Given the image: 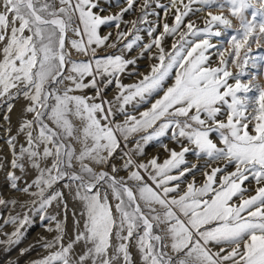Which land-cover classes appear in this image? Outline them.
<instances>
[{"label": "snow or ice", "instance_id": "snow-or-ice-1", "mask_svg": "<svg viewBox=\"0 0 264 264\" xmlns=\"http://www.w3.org/2000/svg\"><path fill=\"white\" fill-rule=\"evenodd\" d=\"M106 2L119 11L110 13L101 0H0V101L11 111V102L23 96L25 112L32 114L18 129L26 147L17 151L16 136L7 137L13 153L7 182L36 198L27 203L49 222L46 230L57 233L41 237L49 255L32 264H135L129 248L134 237L143 264H264V83L256 76L241 80L250 60L253 68L264 67V53L251 55L253 45L264 47V0H140V15L130 21L123 16L137 0ZM213 6L220 11H207L203 26L186 20ZM111 23L115 39L112 32L102 34ZM121 23L129 25L126 31ZM229 31L227 46L212 43ZM166 37L173 38L168 49ZM134 48L137 57L127 58ZM101 49L117 52L100 55ZM146 53L156 62L141 74L135 66ZM124 74L140 79L125 84ZM112 84L117 92L107 99L104 88ZM88 89L95 95L75 94ZM146 103L150 107L138 114L127 110ZM164 136L180 150L163 144L169 155L162 162L159 156L134 158ZM118 150L119 168L112 163ZM189 153L203 162H190ZM25 158L38 175L21 187L14 170L24 171ZM49 160L50 166H41ZM197 172L204 176L200 184ZM250 178L254 189L245 185ZM60 182L82 202L83 227L74 211L67 243L65 193L54 188ZM53 202L63 205V219L48 214ZM16 203L0 198V205ZM29 220L8 215L3 225L15 228L0 244L18 243Z\"/></svg>", "mask_w": 264, "mask_h": 264}, {"label": "rangeland", "instance_id": "rangeland-1", "mask_svg": "<svg viewBox=\"0 0 264 264\" xmlns=\"http://www.w3.org/2000/svg\"><path fill=\"white\" fill-rule=\"evenodd\" d=\"M161 3L167 4L169 0H160ZM139 3L140 0H137V5L135 6L133 11H130L123 16V21H130L136 19L139 15ZM101 4L105 8H109L108 3L106 0H101ZM154 8H156V11L160 13L161 16H163V12L153 5ZM193 7H200L199 5H193ZM119 11V7L115 5V3L112 4V6L109 8L110 13H116ZM207 11H213L214 13H218L220 10L216 8L215 6L211 8H206L204 12H197L194 15H190L187 19H191L196 22L197 26H203V20L202 17L206 16ZM109 12H105L103 14H109ZM150 20L156 19L154 16H149ZM164 22V21H162ZM166 22L171 24L173 22V16L170 14L166 18ZM129 25L126 23H121V30H127ZM162 30V27L161 29ZM115 24L111 23L109 25L102 27V34H106L108 32H112L113 36L112 39H115V33H116ZM233 33L231 31L225 33L221 37H214L212 38V43H218L219 41H223L225 43V46H227V41L230 38V36ZM69 37L75 38L73 34L70 32ZM141 35L145 36V40H147L146 33L142 32ZM131 37H129L130 39ZM173 42L172 37H166L164 41V46L166 49L171 47V44ZM67 43V41H66ZM119 47V46H118ZM100 55H104L105 53L108 54H114L117 52V49H101L98 50ZM139 49H133L132 52L127 53V58L137 57ZM155 51V49L153 50ZM215 50H210V52H214ZM261 53H264V47L257 49L255 45H253V52L251 53L252 56H259ZM243 55V50H242ZM73 56L82 59V56H78L75 52H73ZM217 56L212 55V61H217ZM155 60H150L148 54L146 53L143 58H137L136 63V71H138L141 74H145L150 70V65L152 63H155ZM252 61L250 60L249 65L245 69L247 75L244 77H241L242 82H246L248 79H250L252 76H256V78L264 83V67H257L253 68ZM130 68L132 66H129ZM233 72L238 71L237 68H232ZM261 75V77H259ZM106 79V78H105ZM138 79H140V76H128L127 74H124L121 76V80L125 84H131L136 82ZM230 83H234V81L230 80ZM101 85L103 86V80H101ZM117 92V88L115 84L109 85L107 88H104V95L107 99H112ZM75 94H81V95H95L94 89H88L84 90L83 92H78ZM257 93L253 91L252 93H249V95H256ZM158 98V97H155ZM13 104L12 110H8V103L0 101V198L4 199H15L17 203L15 205H0V225H3V220L8 217V215H15L18 217H23L24 215H28L30 220L28 223H26L23 228L21 229V232L23 233L22 238L20 241L14 245H5L0 244V264H32L33 261L39 260L43 258L44 256L49 255V251L44 249L41 246L40 241L41 237H46L48 239H51L53 236H55L57 233L55 232H48L46 230V226L49 224L48 221H41V215L42 213H37L33 210L34 206L30 203H27L28 201L32 199H36L35 197H30L28 194H25L20 191L11 190L8 186L7 182V172L12 170L10 168V161L13 159V153L10 150V147L7 143V137L9 135L16 136V144H17V151H19V147L21 145L27 146L26 138L23 133H19L18 129L20 128V125L23 121V119H31L32 114L26 113L25 108L29 104V101L26 100L23 96L17 97L14 101L11 102ZM148 107H150V104H142L139 108H133L132 106H128V111L132 112L133 114H138L141 111L146 110ZM115 119L117 121L122 122L124 120V116L121 114H117ZM76 125L82 126L81 122L79 120L75 121ZM11 129V132L9 133L7 130ZM33 135L35 136V131L33 132ZM212 138L219 144V140L216 138L215 134H213ZM135 143V138L130 139V142L128 144V148H133ZM187 144V141L184 142ZM163 144H167L169 148H175L177 151L180 150V146L177 145L174 141L170 139V136H164L159 138V140L152 141L149 144L145 146V155L142 157H137L133 153V156L138 161L143 160L147 161L151 159L153 156H159L160 161L162 162L163 159L168 157V152L165 151V149L162 147ZM75 147L79 149V145L75 144ZM121 149H123V144L121 145ZM186 159L189 160L192 163H202L203 161H197L196 157L192 155L191 153L186 154ZM112 163H115L116 166L119 168L121 164L120 160V150H118L116 154V158L112 161ZM25 169L22 172L20 169H15L14 171L18 176L21 177V180L18 182L20 186L22 187L25 182L31 183L36 176L38 175V172L31 167V164L27 161L25 158L24 160ZM51 161L42 162L41 166H50ZM218 166V164H213V167ZM106 171L111 172L110 167L105 168ZM234 170V166L230 165L227 168L228 172H231ZM119 176H127V172L120 171L118 173ZM219 178V174H218ZM187 181H191L193 179L192 175H188L185 178ZM195 180L197 184H200L204 180V176L197 172L195 174ZM245 185L249 188L254 189L255 183L254 181L250 180L245 182ZM184 187V184H181V188ZM54 188H59L61 191L65 193V200L67 202L68 206V213H67V224H66V240L65 243L68 242L69 239H71L74 235V225H73V216L72 213L75 211L77 213V219H80L81 221V229L83 227V217L79 216L80 211H82V202L79 201L74 191L70 192L67 189L63 187V182H60L58 185H55ZM35 190V188H33ZM51 191V190H49ZM254 191H250L247 193V195H253ZM110 201L114 204L115 201L112 200L111 196H109ZM49 215H56L57 219H63L64 210L63 205L58 204L56 202H53V205L50 206L48 209ZM55 222H52V226L54 227ZM14 225H3L0 227V239H4V233H11L14 230ZM33 246V247H30ZM129 248L132 253V257L135 261V264H143V261L140 258L139 250L136 246V239L135 237L130 241ZM24 249H30L28 251L23 252ZM84 249V246L81 245L80 247H77L75 249L76 253H81ZM56 249H52L51 251H55ZM215 250V249H214ZM75 258V257H74Z\"/></svg>", "mask_w": 264, "mask_h": 264}, {"label": "bare ground", "instance_id": "bare-ground-1", "mask_svg": "<svg viewBox=\"0 0 264 264\" xmlns=\"http://www.w3.org/2000/svg\"><path fill=\"white\" fill-rule=\"evenodd\" d=\"M259 77H261V75Z\"/></svg>", "mask_w": 264, "mask_h": 264}]
</instances>
